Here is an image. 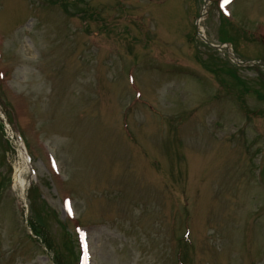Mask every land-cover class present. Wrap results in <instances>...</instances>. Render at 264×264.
<instances>
[{"label": "rangeland", "instance_id": "obj_1", "mask_svg": "<svg viewBox=\"0 0 264 264\" xmlns=\"http://www.w3.org/2000/svg\"><path fill=\"white\" fill-rule=\"evenodd\" d=\"M202 8L203 0H0V115L10 121L0 126V264L55 258L27 235L17 167L28 217L67 264L74 257L71 225L60 227L61 182L40 142L76 215L92 221L90 264H178V247L184 264H264V75L202 45ZM213 8L201 21L208 38L220 21L234 53L264 59L253 34L264 31V0L223 7L229 23Z\"/></svg>", "mask_w": 264, "mask_h": 264}, {"label": "bare ground", "instance_id": "obj_2", "mask_svg": "<svg viewBox=\"0 0 264 264\" xmlns=\"http://www.w3.org/2000/svg\"><path fill=\"white\" fill-rule=\"evenodd\" d=\"M15 186L18 189L19 193L21 194V190L23 191L25 189V183L22 179V168L17 167L15 169Z\"/></svg>", "mask_w": 264, "mask_h": 264}, {"label": "snow or ice", "instance_id": "obj_3", "mask_svg": "<svg viewBox=\"0 0 264 264\" xmlns=\"http://www.w3.org/2000/svg\"><path fill=\"white\" fill-rule=\"evenodd\" d=\"M224 2H227V0H224ZM221 6L223 7V4Z\"/></svg>", "mask_w": 264, "mask_h": 264}]
</instances>
